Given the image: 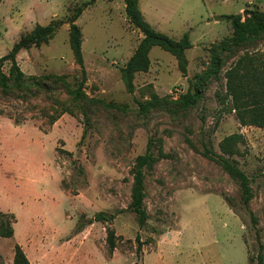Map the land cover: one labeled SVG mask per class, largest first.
Returning <instances> with one entry per match:
<instances>
[{"label": "rangeland", "instance_id": "1", "mask_svg": "<svg viewBox=\"0 0 264 264\" xmlns=\"http://www.w3.org/2000/svg\"><path fill=\"white\" fill-rule=\"evenodd\" d=\"M85 2L75 23L86 75L82 90L95 100L72 102L50 80L48 88L23 99L0 95V211L15 219L13 235L0 237V264H13L15 243L31 264H256V237L264 255V128L238 124L225 81L239 55L264 49V38L224 54L218 78L207 79L201 98L186 111L170 102L143 113L138 103L153 95L175 101L207 69L212 46L232 36V22L264 13V0H138L156 31L174 40L186 32L191 45L184 52L185 76L171 53L152 46L147 70L133 75L131 93L122 68L142 34L128 22L123 0H0V56L36 24L60 21L51 38L21 49L16 61L26 75L56 74L73 83L79 68L67 21ZM8 67L5 61L1 69ZM61 107L72 114L50 123L49 115ZM230 133L243 137L224 147L248 176L253 227L237 180L205 154L227 156L220 145ZM148 142L157 160L143 168L147 224L139 227L129 210L106 223H88L97 211L126 209L135 157ZM80 222L86 224L75 230ZM105 227L115 234L111 252Z\"/></svg>", "mask_w": 264, "mask_h": 264}, {"label": "trees", "instance_id": "2", "mask_svg": "<svg viewBox=\"0 0 264 264\" xmlns=\"http://www.w3.org/2000/svg\"><path fill=\"white\" fill-rule=\"evenodd\" d=\"M124 11L128 22L138 29L142 34L132 55L126 61L122 68V81L127 92H132L133 75L138 71H146L148 68V51L152 46H158L161 49L171 53L178 66V70L182 75H186L187 60L185 57V49L190 47L188 34L185 32L180 39L174 40L169 36L156 31L143 17L138 0H123ZM88 3L85 2L82 6L74 8L72 14L68 18L69 31V46L72 52L74 63L79 68V78L73 83L65 80L64 76L56 74H47L42 77L34 75H26L19 67L16 61V55L21 49H27L34 45L39 46L53 36L56 30L61 25L60 21H51L46 25L36 24L32 30L20 36L15 41L10 50L0 56V95L17 94L23 99L32 92H40L48 88V82L55 87L64 90L65 94L72 102L94 101L95 99L88 98L83 92V84L86 79L83 66V57L81 50V32L76 25L75 20L82 12L83 8ZM232 36L227 40H222L218 44L212 46L210 53V64L203 74L196 76L193 83L189 82L187 89L175 101L169 97H158L153 95L146 103H138V112L146 113L151 108L161 105L169 107V103H173L177 109L186 111L193 107L201 98L206 81L209 77L218 78L219 72L224 64V54L231 53L233 50L245 49L246 45L264 38V13L256 12L250 18H246L245 23L232 22ZM9 62L7 72H4L1 67L3 63ZM225 93L229 97V110L234 112L235 119L241 126H255L264 128V49L255 52L244 51L239 55L232 66L226 72ZM63 106L59 104L56 106ZM56 110V109H55ZM70 113L71 110L67 107H61L55 111V114L49 115V122L53 123L61 113ZM82 132V136L84 134ZM243 140L240 133H230L223 137L220 150L227 156L220 155L208 149L205 154L210 158H214L223 169L234 179L237 180L240 187V201L243 208L248 213L251 226L256 225V218L249 209V201L252 197V190L249 185L248 176L236 165L233 159L229 156L233 151L226 149L224 145H233ZM151 147L148 144L144 153L135 157L133 168V183L130 192V201L126 209L115 211L114 213H106L105 211H97L88 223L99 221L102 223L109 222L115 214L123 211H132L136 216V221L139 227H144L147 224V214L143 207L144 179L143 168L151 167L157 160L151 154ZM226 201V200H225ZM227 202V201H226ZM228 205L229 202H227ZM15 222L12 213L0 211V237L9 238L13 235V223ZM86 223L80 222L76 225L75 230H81ZM106 229V244L111 252L115 247V234L109 227ZM258 241V250L256 253V264H264L263 246ZM140 252V244L136 245V255ZM251 260V258H250ZM13 264H31L26 254L17 243L13 247ZM133 264H139L135 261Z\"/></svg>", "mask_w": 264, "mask_h": 264}, {"label": "water", "instance_id": "3", "mask_svg": "<svg viewBox=\"0 0 264 264\" xmlns=\"http://www.w3.org/2000/svg\"><path fill=\"white\" fill-rule=\"evenodd\" d=\"M231 17L230 16H225V15H214L212 16V19L214 20H229Z\"/></svg>", "mask_w": 264, "mask_h": 264}]
</instances>
